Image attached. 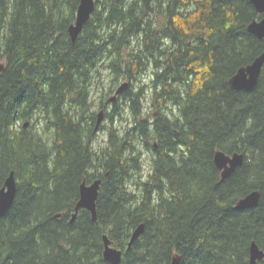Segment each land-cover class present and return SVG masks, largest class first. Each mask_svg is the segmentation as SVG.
<instances>
[{
  "label": "trees",
  "instance_id": "obj_1",
  "mask_svg": "<svg viewBox=\"0 0 264 264\" xmlns=\"http://www.w3.org/2000/svg\"><path fill=\"white\" fill-rule=\"evenodd\" d=\"M79 2L0 0V187L11 170L18 180L0 264H111L104 234L121 264H251V243L264 250V66L252 91L229 80L264 51L247 29L262 15L249 0H97L72 41ZM102 67L112 77L100 89ZM120 81L129 86L105 116L122 97L132 125L111 126L97 149L93 93ZM142 144L152 167L141 181ZM217 150L244 154L225 179ZM97 177V220L81 209L71 222L81 182ZM253 190L259 204L236 209Z\"/></svg>",
  "mask_w": 264,
  "mask_h": 264
},
{
  "label": "water",
  "instance_id": "obj_2",
  "mask_svg": "<svg viewBox=\"0 0 264 264\" xmlns=\"http://www.w3.org/2000/svg\"><path fill=\"white\" fill-rule=\"evenodd\" d=\"M255 7L256 11L262 15L260 19L252 20L247 29L259 38H264V0H249ZM97 0H80L76 19L68 26V32L72 41L81 34L84 25L90 19L92 13L96 9ZM264 66V51L258 55L251 63L246 66H242L238 71L230 78V85L234 89H243L252 91L256 88L259 77L261 75L262 68ZM3 70V64L0 63V72ZM129 86L128 81L122 82L116 89L114 95L109 98V101H115L118 95L122 94ZM105 111L100 110L97 114V121L95 131H98L102 121L104 119ZM30 121H26L24 126L27 127ZM214 161L216 166L222 171V179L227 178L235 169L244 162V154L235 152L228 154L225 151L217 150L214 155ZM101 179L95 180L91 184H87L83 181L80 185V197L76 203L75 211L72 213L71 222L76 220L78 213L81 209H87L91 212L93 220H97V200L99 198V191L101 186ZM17 181L15 172L10 171L6 177L4 185L0 188V216L7 212L13 205L17 195ZM261 192L259 190H253L245 196L239 198L236 201V209H248L253 208L259 204ZM57 216H60L58 214ZM144 229V223L139 224L134 230L129 245L141 235ZM104 259L111 264H121L123 252L117 247L113 246L112 240L108 235H104ZM250 263L256 264L258 261L264 259V250L253 241L250 245ZM180 256L175 255L171 264H179Z\"/></svg>",
  "mask_w": 264,
  "mask_h": 264
},
{
  "label": "rangeland",
  "instance_id": "obj_3",
  "mask_svg": "<svg viewBox=\"0 0 264 264\" xmlns=\"http://www.w3.org/2000/svg\"><path fill=\"white\" fill-rule=\"evenodd\" d=\"M152 70H149V72L144 76L143 78V82L144 83H148L146 84L145 87V96L143 98V105L146 107L145 109L148 111L149 108L148 106L150 105V101H151V89L150 87V81H151V75ZM111 73L109 72V70L107 68L102 67V71H101V76H99V84H98V88L103 87L105 85H110L111 82ZM122 81L118 82V84L115 86L113 92H109L104 98H103V102H105L109 97H112L114 95V91L117 89V87L121 84ZM93 99H94V109H96V111L98 112L99 109V104H100V100L102 99L101 94H100V90L99 91H94L93 93ZM116 101V100H115ZM119 101H122L120 103V107L118 110H120L122 108V112L119 115H116L114 120L112 121L109 117H107L106 119L103 120L102 123V128L98 131V133L95 136L94 139V146L97 149L103 148L107 145L108 142V137H109V132L111 131V126L113 127H118L119 129H121L122 131L124 129H126L127 127H129L130 125H132V114H131V110L129 107V102L127 99H123L122 97L119 98ZM111 102V101H110ZM114 108V103L113 104H109L107 107L108 111H111ZM145 116V115H144ZM31 126V125H30ZM141 149H142V176L141 177H136L138 179H142L143 180H147V178L149 177V172L151 170L152 167V163H151V154H152V150L146 148V146H144L143 144L140 145ZM133 189L136 188V186H132Z\"/></svg>",
  "mask_w": 264,
  "mask_h": 264
},
{
  "label": "flooded vegetation",
  "instance_id": "obj_4",
  "mask_svg": "<svg viewBox=\"0 0 264 264\" xmlns=\"http://www.w3.org/2000/svg\"><path fill=\"white\" fill-rule=\"evenodd\" d=\"M109 98H110V97H109ZM109 98H108L105 102H103V99L100 100V104H101V106H102L101 109L105 110L106 112L108 111V110H107L108 105H109V104H113V102H110V101H109ZM106 118H107V117L104 116V119H106ZM26 121H30V123L28 124L27 127L24 126V124H25ZM96 121H97V117H96V120H95V122H94V127H93V137H94V139H95L96 134L98 133V131H95ZM17 124H18L19 127L28 128V127L31 125V120L19 121ZM101 128H102V125H101L100 129H101ZM100 129H99V130H100ZM4 182H5V180H4ZM4 182H3V185H4ZM3 185H2V186H3ZM2 186H1V187H2ZM1 187H0V188H1ZM17 188H18V180H17ZM100 192H101V186H100L99 196H100ZM112 244H113V243H112ZM113 246H115V245L113 244ZM123 255H124V253H123ZM122 261H123V257H122ZM121 263H122V262H121Z\"/></svg>",
  "mask_w": 264,
  "mask_h": 264
},
{
  "label": "bare ground",
  "instance_id": "obj_5",
  "mask_svg": "<svg viewBox=\"0 0 264 264\" xmlns=\"http://www.w3.org/2000/svg\"><path fill=\"white\" fill-rule=\"evenodd\" d=\"M121 95V94H120ZM119 96V95H118ZM112 102V101H111ZM113 103H114V101H113ZM103 110V109H102ZM105 111V110H104ZM106 112V111H105ZM97 179H101L102 180V178L101 177H97V178H95L93 181H90V182H87L86 180H83V181H86V183L87 184H91V183H93L95 180H97ZM82 181V182H83ZM103 181V180H102ZM102 181H101V185H102ZM81 182V183H82ZM81 185V184H80ZM79 190H80V187H79ZM245 196V195H244ZM80 197V196H79ZM241 198V197H240ZM79 200V199H78ZM76 206V205H75ZM135 230V229H134ZM134 232V231H133ZM133 234V233H132ZM104 235H107V234H104ZM104 235H103V237H104ZM132 236V235H131ZM103 240H104V238H103ZM130 242V241H129ZM116 247V246H115ZM117 249H119V250H121L120 248H118L117 247ZM103 251H104V248H103ZM122 251V250H121ZM123 252V251H122ZM102 254H103V252H102ZM104 256V255H103Z\"/></svg>",
  "mask_w": 264,
  "mask_h": 264
}]
</instances>
